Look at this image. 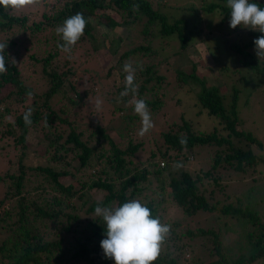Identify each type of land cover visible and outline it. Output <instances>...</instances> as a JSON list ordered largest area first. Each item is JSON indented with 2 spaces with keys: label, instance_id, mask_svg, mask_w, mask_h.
<instances>
[{
  "label": "trees",
  "instance_id": "1",
  "mask_svg": "<svg viewBox=\"0 0 264 264\" xmlns=\"http://www.w3.org/2000/svg\"><path fill=\"white\" fill-rule=\"evenodd\" d=\"M165 1L54 0L36 18L33 10L12 11L0 6V43L7 44L4 53L7 72L0 75V93L10 86L15 90L13 94L21 96L20 106L16 107L8 101L12 92L7 98L0 96V264H114L104 256L100 246L106 238V225L94 209L98 203L116 207L130 200H139L151 210L153 217L171 226L170 235L153 264H264V205L260 202L253 205L243 195L235 203L223 204L224 200H214L205 187L222 163L240 173L264 165V143L241 128L236 88L232 87L231 102L225 105V96L217 87L208 86L197 77L195 67L191 74L176 70L177 87H187L190 83L199 86L193 98L194 106L214 126L209 132L196 131L192 121L181 116L180 124L173 123L160 134L162 148L150 149L143 167L136 166L132 158L143 148L144 141L117 142L100 124L88 131L73 118L95 92L79 87L72 68L63 71L67 59L61 58L63 50L58 44L63 40L57 35V28L68 17L82 13L87 25L77 46L85 43L86 36L90 37L100 25L109 29L122 27L126 31L142 26L140 32L148 42L132 46L122 55L119 50L125 38L114 33L109 52L111 57L119 55L120 64L135 55L143 62L152 60L162 54L164 41L175 37L181 43L180 51L176 52L179 54L187 46V20L162 11ZM250 2L264 8V0ZM133 5H138V10L134 11ZM200 8L205 15L216 13L222 22L230 21L226 0L205 2ZM180 9H190L193 15L197 12L195 5ZM41 16L43 20L37 23ZM48 29L57 41L55 46L46 49L43 57L29 56L45 76L35 88L25 83L20 43L34 38L35 45L37 34ZM246 31L250 39L241 41L237 37L229 48L246 73L264 82V58H258L254 45V40L264 34ZM156 38L161 44L157 50L151 45ZM227 69L221 68L224 72ZM115 74L109 75L111 86L107 96L114 113L121 115L133 110L134 97L131 93L121 97L127 73L115 70ZM164 79L154 64L141 68L135 72L138 90L135 98L143 99L151 111L160 110L166 101L159 93ZM239 80L242 85L249 82L247 76ZM40 87L45 89L38 94ZM59 101L62 104L55 109ZM29 109L31 124L26 125L24 115ZM33 130L47 142L40 153L46 164H28L32 151L28 137ZM198 146L213 149L209 169L202 170L200 175L182 166L175 177L171 172L173 165L191 164ZM214 182L217 184L215 179ZM95 191L102 192L103 197L95 198L92 194ZM248 193L264 195V184L258 191L250 188ZM168 208L178 209L187 217L199 211L220 215L215 217L224 225L232 220L239 222L240 232L230 234L232 242L237 241L239 247L235 252L228 251L222 237V223L217 228L180 231V222L166 217Z\"/></svg>",
  "mask_w": 264,
  "mask_h": 264
},
{
  "label": "rangeland",
  "instance_id": "2",
  "mask_svg": "<svg viewBox=\"0 0 264 264\" xmlns=\"http://www.w3.org/2000/svg\"><path fill=\"white\" fill-rule=\"evenodd\" d=\"M53 1L41 0V3L37 5V7H40H27L25 10H33V18H36L42 10L46 9L48 2L51 5ZM211 1L167 0L163 2L162 11L175 16H183L187 20L185 32L187 46L179 54H176V52L180 51L181 43L175 37L169 42L165 40L164 45L162 43L164 48L162 54L159 53L152 60L143 62L135 55L126 59L124 64L118 63V57L124 51L131 50L132 46L141 42H148V40H145V35L140 32L142 26L139 25L127 31L122 29V27L109 29L102 25L97 26L90 37L86 36L87 41L85 43L74 46L70 53L63 51L61 58L63 60L67 59L63 71L72 68L76 73L75 77L78 78L79 87L81 89H91L92 93L95 92L90 99L85 100L83 107L76 110V115L73 117L81 124L82 129L90 131L93 130L96 124H100L117 142L125 143L128 139L144 141L143 148L132 158L133 163L138 167L146 165L150 149L153 147L154 149L155 147H158V149L162 148L163 140L160 138V134L169 129L173 123L180 124L181 116L185 120H191L196 131L209 132L214 126L213 121H210L211 119L206 114H199L198 109L194 106L193 98L195 93L199 91V86L190 83L187 87H177L179 84L177 85L176 70L191 74L192 68L195 67L194 73L197 77L203 79L208 86L217 87L220 93L225 96V105L231 102L232 87L237 89V110L239 111V118L242 120L241 128L252 132L257 139L264 143V82L262 78L246 73V70L239 64L236 54L229 48L230 44L237 40V37L241 41H246L250 37L247 34V29L240 26H237L236 29H231L229 21L222 22L221 17L216 13L209 16L205 15L200 6L205 2L210 3ZM190 5H195L197 8L195 15L192 14L190 9L185 11L180 9L184 6L190 7ZM115 17L118 18L117 16ZM42 20V16L38 17L37 23ZM114 33L119 34L125 40L121 44L122 49L119 50V55L111 57L109 46L114 40ZM51 34L52 30L50 29L42 34H37L35 45L33 44L34 38L20 43L19 53L24 58L23 77L27 85L36 88L38 81L45 80V76L41 74L40 66L35 62L33 63L29 56L33 55L35 58L37 56L43 57L46 49L51 50L57 42L52 39ZM147 37L149 38L150 36L147 35ZM39 38L41 39L39 40ZM41 40L43 42L44 40L46 41L43 43ZM151 45L154 48L156 47V50L161 47L157 38L152 40ZM84 59L87 61L82 64L81 61ZM125 64H131L137 73L141 68L154 64L159 75L165 76L162 82L164 84L163 90L159 93L164 96L166 101H164L162 108H159L160 110L158 111L149 109L153 126L144 136L139 135L142 126L141 118L133 110L117 115L118 112L114 113L112 105L108 102L109 97L107 94L110 90L108 87L111 86L109 75L115 74V70L123 72ZM134 65H138V67ZM224 66L228 68L226 72L221 70ZM242 76H247L249 80L246 85H242L239 80ZM44 89L45 87H40L38 94ZM14 91L12 87L8 86L6 90L0 93V96L1 98H7L12 92V95L8 97V101H12L15 107L20 106L18 103H20L21 96L13 94ZM97 99L103 101V107L100 112H97L94 107ZM134 99L132 98V100ZM178 100L179 102H177ZM61 104V101L57 102L55 109H58ZM132 116L137 117L133 118ZM28 142L32 149L28 164L33 166L41 165L42 163L46 164L40 156L47 143L46 140L36 130H33L29 134ZM212 152L213 149L211 148L198 146L195 148L194 161L191 164H177L179 167L174 164V169L171 172L177 177L178 174L176 173L179 172L182 166H185L189 171L202 175L201 171H206L210 167ZM65 182L67 183V181ZM263 184L264 165L260 164L258 167L247 168L244 173H240L222 163L212 176L208 178L205 187L208 194L213 195L214 200H224L223 204L235 203L236 199L243 195L244 198L252 200L253 205L257 202L264 205L263 194L248 193L250 188H254L257 191L260 190ZM92 194L98 199L103 197V193L99 191H95ZM227 197L230 199L226 200ZM215 216L220 215L199 211L195 215L187 217L178 209L168 208L166 217H169L172 221H179L181 224V227H179L180 231H184L185 228L194 231L196 227L217 228L222 222L221 220L217 221L218 217L216 218ZM239 224V222L234 220L227 223V225L220 224L222 230L219 229L223 233V241L229 252H235L239 247L237 241L234 240L232 242V236L230 235L233 231L240 232L241 227ZM195 244L198 245L199 242L196 241Z\"/></svg>",
  "mask_w": 264,
  "mask_h": 264
},
{
  "label": "clouds",
  "instance_id": "3",
  "mask_svg": "<svg viewBox=\"0 0 264 264\" xmlns=\"http://www.w3.org/2000/svg\"><path fill=\"white\" fill-rule=\"evenodd\" d=\"M40 3L41 0H0V6L12 11L34 7ZM226 7L230 9L231 29L240 26L264 34V8L258 3L250 0H226ZM133 10H138V5H133ZM86 25L87 21L82 13L68 17L57 28V35L63 40L58 47L70 53L84 35ZM6 45L0 43V75L7 72L4 56ZM254 45L258 58H264V35L255 39ZM123 70L127 75L125 89L120 95L124 97L131 93L135 98L138 96L135 85L136 70L131 64H125ZM94 107L100 112L103 101L97 99ZM133 111L141 118L139 135L144 136L153 126L148 105L143 99L135 98ZM31 112L32 110L29 109L24 115L26 125L31 124ZM94 211L95 215L102 217L106 225V238L100 242L106 258L113 260L114 264H153L157 260L162 243L170 235L171 226L161 223L158 217H153L146 205L139 200H130L116 207L101 206L98 203Z\"/></svg>",
  "mask_w": 264,
  "mask_h": 264
},
{
  "label": "built area",
  "instance_id": "4",
  "mask_svg": "<svg viewBox=\"0 0 264 264\" xmlns=\"http://www.w3.org/2000/svg\"><path fill=\"white\" fill-rule=\"evenodd\" d=\"M161 165L163 166V163H161Z\"/></svg>",
  "mask_w": 264,
  "mask_h": 264
}]
</instances>
